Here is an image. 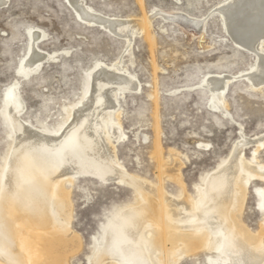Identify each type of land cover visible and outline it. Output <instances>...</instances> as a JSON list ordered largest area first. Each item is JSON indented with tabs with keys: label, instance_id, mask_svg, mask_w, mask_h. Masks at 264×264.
Returning a JSON list of instances; mask_svg holds the SVG:
<instances>
[{
	"label": "bare ground",
	"instance_id": "obj_1",
	"mask_svg": "<svg viewBox=\"0 0 264 264\" xmlns=\"http://www.w3.org/2000/svg\"><path fill=\"white\" fill-rule=\"evenodd\" d=\"M66 1L75 19L124 39L127 47L140 33L153 44L149 26L158 13L111 19L84 0ZM7 2L0 0V8ZM215 13L231 42L254 58L245 73L208 74L202 80L201 88L210 93L209 107L228 118L224 96L230 83L241 79L253 90L264 87V0H226ZM166 14L164 18L196 29L202 38L205 19ZM27 35L26 54L16 68L21 79L36 75L45 61L56 57L38 49L46 38L43 31L28 28ZM83 81L81 97L63 109L65 117L54 130L22 118L18 81L3 88L0 117L12 141L0 164V264H68L80 251L82 241L71 229L72 202L65 186L76 176L124 185L134 197L100 225L86 264H178L200 252H206V264H264V187L255 188L263 213L258 231L252 232L242 220L248 186L254 179L264 182V166L255 159L264 136L254 141L249 159L242 154L247 142L238 141L229 156L201 178L193 194L182 181L180 155L170 152L163 159L157 136L159 181L152 184L129 174L116 153V144L125 137L118 98L140 92V83L119 62L105 65L99 60ZM152 99L157 102L156 96ZM165 179L178 186L177 194L165 191Z\"/></svg>",
	"mask_w": 264,
	"mask_h": 264
},
{
	"label": "rangeland",
	"instance_id": "obj_2",
	"mask_svg": "<svg viewBox=\"0 0 264 264\" xmlns=\"http://www.w3.org/2000/svg\"><path fill=\"white\" fill-rule=\"evenodd\" d=\"M84 1L105 18L135 20L160 14L152 16L149 26L153 44L140 33L127 47L124 39L75 19L66 0H8L0 8V111L3 88L16 80L24 106L22 118L38 128L54 130L65 117L63 109L81 97L85 72L95 61L119 62L141 85L140 92H125L118 98L117 113L125 137L116 144V153L129 174L158 183L157 136L163 159L172 152L183 160L180 173L190 194L239 142H247L242 154L251 158L254 141L264 136V87L253 90L241 79L230 83L224 96L228 118L209 107L210 93L201 88L208 74L237 76L254 64L253 56L231 42L221 27L215 10L226 0ZM173 13L205 19L202 38L196 29L162 15ZM28 28L46 34L38 49L56 53V57L45 61L36 75L21 79L16 68L26 54ZM11 141L0 117V164ZM255 159L264 166V145ZM65 186L72 202L71 229L82 241L68 264H86L92 237L107 217L133 201V191L81 176ZM163 187L170 194L178 192V186L167 179ZM256 187H264V182L254 179L250 183L242 211V220L252 232L258 231L263 215ZM205 253L184 257L178 264H206Z\"/></svg>",
	"mask_w": 264,
	"mask_h": 264
},
{
	"label": "water",
	"instance_id": "obj_3",
	"mask_svg": "<svg viewBox=\"0 0 264 264\" xmlns=\"http://www.w3.org/2000/svg\"><path fill=\"white\" fill-rule=\"evenodd\" d=\"M28 36V35H27ZM29 37V36H28Z\"/></svg>",
	"mask_w": 264,
	"mask_h": 264
}]
</instances>
